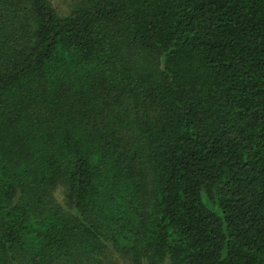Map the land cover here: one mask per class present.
Here are the masks:
<instances>
[{
  "label": "trees",
  "instance_id": "obj_1",
  "mask_svg": "<svg viewBox=\"0 0 264 264\" xmlns=\"http://www.w3.org/2000/svg\"><path fill=\"white\" fill-rule=\"evenodd\" d=\"M0 264H264V0H0Z\"/></svg>",
  "mask_w": 264,
  "mask_h": 264
}]
</instances>
